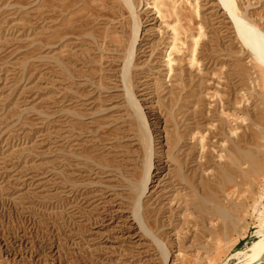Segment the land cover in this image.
<instances>
[{"label": "rangeland", "instance_id": "1", "mask_svg": "<svg viewBox=\"0 0 264 264\" xmlns=\"http://www.w3.org/2000/svg\"><path fill=\"white\" fill-rule=\"evenodd\" d=\"M219 1L0 0V264H238L263 238L264 67ZM234 4L264 35V0Z\"/></svg>", "mask_w": 264, "mask_h": 264}, {"label": "bare ground", "instance_id": "2", "mask_svg": "<svg viewBox=\"0 0 264 264\" xmlns=\"http://www.w3.org/2000/svg\"><path fill=\"white\" fill-rule=\"evenodd\" d=\"M220 1L222 2L224 10H226L228 12L230 18L232 19L238 37L243 42V44L247 47V49L250 51V53H252V55L256 58V60H258L260 62V64L264 67V35L257 28L251 27L242 16L237 14L235 4H234V0H220ZM124 2H126L131 9L130 0H124ZM136 30L137 29L135 26V31ZM136 33L137 32H134V34H133V41L132 42H134ZM132 45L134 46V44L133 43L131 44V48L133 47ZM131 50L133 52V49H131ZM132 52L130 54H132ZM130 54L128 53V55H129L128 58L130 56H132ZM124 64H125V68H127L131 65V64H129L128 60ZM124 73L126 74V72H124ZM126 89H127V93H128L127 95L129 98V103L133 107L136 117L140 120L141 127H142V130L144 132V137L146 140L148 156L150 157V155L152 153L151 152V140H150L149 135L146 134L147 127L144 124V122L141 120V114L142 113L138 109L136 101L130 95L131 93L128 89V85L126 86ZM150 165H151V160L149 158L146 160V165H145V170H144V178H143L141 184L139 183L141 191L146 186V182H147V179L149 177ZM140 209H141V203H140V199H138L135 203V210H134L135 213L134 214H135V217L139 220L140 225L142 227H144V223L142 221L143 219H142V215H141L142 213L140 212ZM257 233H263V230H258ZM261 257H264V236L259 242H257L251 248H249V251L238 252V264H255L257 262V260Z\"/></svg>", "mask_w": 264, "mask_h": 264}]
</instances>
